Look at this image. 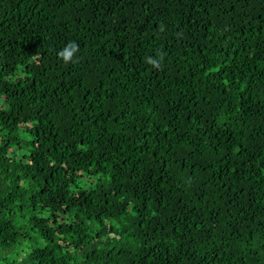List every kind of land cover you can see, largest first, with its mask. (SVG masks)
<instances>
[{"label": "trees", "instance_id": "16d2710c", "mask_svg": "<svg viewBox=\"0 0 264 264\" xmlns=\"http://www.w3.org/2000/svg\"><path fill=\"white\" fill-rule=\"evenodd\" d=\"M0 264H264V0H0Z\"/></svg>", "mask_w": 264, "mask_h": 264}, {"label": "clouds", "instance_id": "9594fccd", "mask_svg": "<svg viewBox=\"0 0 264 264\" xmlns=\"http://www.w3.org/2000/svg\"><path fill=\"white\" fill-rule=\"evenodd\" d=\"M79 45L75 41H69L57 55L65 62H74L75 56L78 53ZM147 62L156 65L157 60L151 56L147 57Z\"/></svg>", "mask_w": 264, "mask_h": 264}]
</instances>
